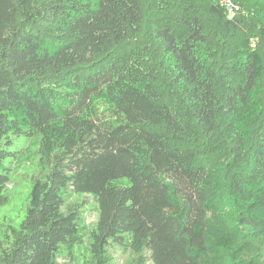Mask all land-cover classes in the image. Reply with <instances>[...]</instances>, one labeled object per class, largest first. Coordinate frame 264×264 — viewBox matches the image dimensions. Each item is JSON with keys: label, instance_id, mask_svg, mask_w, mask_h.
<instances>
[{"label": "trees", "instance_id": "16d2710c", "mask_svg": "<svg viewBox=\"0 0 264 264\" xmlns=\"http://www.w3.org/2000/svg\"><path fill=\"white\" fill-rule=\"evenodd\" d=\"M226 1L232 12L221 0H0V207L11 136H39L49 167L0 240V264H59L82 245L71 193L96 203L100 262L118 246L131 264H264V125L244 166L245 135L223 143L229 208L198 147L218 139L220 116L246 115L264 80L252 44L264 39V0ZM218 61L237 72L223 100Z\"/></svg>", "mask_w": 264, "mask_h": 264}, {"label": "rangeland", "instance_id": "374dc122", "mask_svg": "<svg viewBox=\"0 0 264 264\" xmlns=\"http://www.w3.org/2000/svg\"><path fill=\"white\" fill-rule=\"evenodd\" d=\"M158 0H147V3ZM181 2L182 0H177ZM222 4L225 5L228 1L221 0ZM160 3H157L159 5ZM156 14H158L157 7L154 6ZM230 10L233 7L229 8ZM208 27L216 32L217 36L226 41V45H231L234 41H238L241 35H238L236 31L224 32L220 29V26L215 23L214 20L207 21ZM149 27V24L147 25ZM151 30L141 36L144 40L150 39ZM154 41V39H153ZM240 41L239 44H241ZM137 45H144L142 41L134 43ZM153 44V43H151ZM254 47L261 50L264 57V39L252 41ZM134 45V46H137ZM148 45H144L147 47ZM122 52V50H119ZM234 65L224 64L222 61H218L215 69L216 74V87L220 94L221 99H224L228 83L236 79L237 72L231 70ZM231 70V71H230ZM264 125V80L259 87L257 96L252 103L251 108L246 112V115L239 118H230L220 116L218 126V139L212 142L211 145L208 141H204L201 136L198 140V147L201 151V157L204 159L207 168L212 170L218 178L216 179L218 188L220 187V198L219 202L229 208L230 204L225 201V188L226 181L229 178L231 169L225 170V164L231 158V153L223 152V143H230V138H233L239 133H243L247 139V143L243 149L245 159L243 160L242 166L245 165L246 161L252 157L249 152L252 151L254 142V136L258 130ZM259 128V129H258ZM236 133V134H235ZM13 145L10 150L13 152V156L5 161V165L8 168L10 182L7 186L8 202L0 207V240L8 242L9 237L12 234L13 229H19L22 221L26 216L27 209L30 204V194L33 187V183L37 179H44L48 173L49 167L42 162L40 154V137L39 136H11ZM218 141V144L215 143ZM250 148V149H249ZM240 172L241 169H236ZM225 197V199H224ZM72 207H75L80 211L82 221V239L83 244L75 247L70 256H63L58 259L59 264H131L135 259L136 255L129 251L123 250L118 246H110L107 249L106 254L100 260L94 256L91 250L92 233L95 230L96 223L98 220V212L94 199L89 195H77L71 193L67 200ZM225 234V232H223ZM226 235V234H225ZM219 244L225 245L231 243V238L222 235L216 236ZM146 264H151L147 262Z\"/></svg>", "mask_w": 264, "mask_h": 264}, {"label": "built area", "instance_id": "2783aa9c", "mask_svg": "<svg viewBox=\"0 0 264 264\" xmlns=\"http://www.w3.org/2000/svg\"><path fill=\"white\" fill-rule=\"evenodd\" d=\"M226 5L228 6L227 8L229 9L230 7H233L231 5H229V3L227 2ZM230 10V9H229ZM233 9L230 10V12H232Z\"/></svg>", "mask_w": 264, "mask_h": 264}]
</instances>
